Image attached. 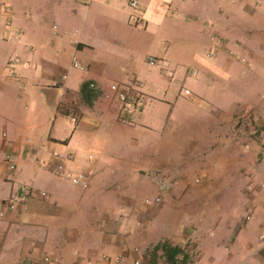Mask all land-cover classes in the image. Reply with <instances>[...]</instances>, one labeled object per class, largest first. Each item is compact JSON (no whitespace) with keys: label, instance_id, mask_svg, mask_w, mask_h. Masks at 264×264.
I'll use <instances>...</instances> for the list:
<instances>
[{"label":"crops","instance_id":"crops-1","mask_svg":"<svg viewBox=\"0 0 264 264\" xmlns=\"http://www.w3.org/2000/svg\"><path fill=\"white\" fill-rule=\"evenodd\" d=\"M137 4L132 22L124 0H0V264H168L164 242L184 264H264V14Z\"/></svg>","mask_w":264,"mask_h":264},{"label":"built area","instance_id":"built-area-1","mask_svg":"<svg viewBox=\"0 0 264 264\" xmlns=\"http://www.w3.org/2000/svg\"><path fill=\"white\" fill-rule=\"evenodd\" d=\"M124 1L130 8H132V13H130L129 15L130 20L132 22H139L141 18H140V12L137 9L138 8L137 0H124ZM216 1H223L224 3L229 4V5L241 4L242 6H246L250 8L251 10L264 14V0H216ZM53 28H55V26H53ZM213 38L214 37L212 36L211 39ZM210 54H211V51H209L206 55L208 56ZM147 59L150 63H154L155 61L152 56H148ZM72 66L79 67V65L77 64V62L75 61L73 57H72ZM5 70L8 76L12 78L17 77L16 60L9 61L5 67ZM88 86L90 88L95 87V85L92 82H90ZM184 92L187 93V90H184ZM131 94L132 93H130V88L125 87V86H120L115 82L109 83L107 85V90L102 91V96L107 97V98L112 96L115 98V100L119 102L120 108L126 117L131 116V114L133 113L136 107L137 97L136 95H131ZM239 118H242V116ZM70 120L72 123L75 122L74 117H71ZM53 154L56 155L55 152H53ZM4 160L6 161L8 168L10 170L15 169V164L11 160L10 155L5 154ZM35 161L38 165H46V162L43 161L41 158H36ZM51 172L55 174L56 176L64 180H67L68 182H70L71 184L77 187L86 188L88 186V178L84 173L82 172L73 173L71 170L66 168L64 164L62 163H57L56 165H54L51 169ZM158 184L161 189H164L167 186V184L162 179H158ZM32 193L33 192L30 187L26 185L19 186L16 196L9 197L8 199L4 201L5 209H12L18 203L25 204L28 201V199L32 196ZM41 195H43V192H41ZM158 200H159L158 197H154L151 199L144 198L143 201L147 204H150V203H156L158 202ZM2 215H3V211H0V216ZM113 262H115V264H124L123 259L117 258V257L113 258ZM39 263L40 264H51L52 260H50L47 255H43L41 256ZM133 263L137 264V261H133Z\"/></svg>","mask_w":264,"mask_h":264},{"label":"trees","instance_id":"trees-1","mask_svg":"<svg viewBox=\"0 0 264 264\" xmlns=\"http://www.w3.org/2000/svg\"><path fill=\"white\" fill-rule=\"evenodd\" d=\"M160 246L165 253L166 261L168 262V264H184V259L177 260L175 258V254L181 252L178 247L170 246L168 243L165 242L162 243Z\"/></svg>","mask_w":264,"mask_h":264},{"label":"rangeland","instance_id":"rangeland-1","mask_svg":"<svg viewBox=\"0 0 264 264\" xmlns=\"http://www.w3.org/2000/svg\"><path fill=\"white\" fill-rule=\"evenodd\" d=\"M256 14H258V15L260 16V14H259V13H257V12H256ZM254 30H256V29H254Z\"/></svg>","mask_w":264,"mask_h":264}]
</instances>
